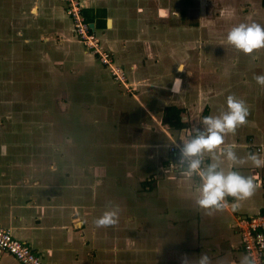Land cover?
Masks as SVG:
<instances>
[{
  "label": "crops",
  "instance_id": "crops-1",
  "mask_svg": "<svg viewBox=\"0 0 264 264\" xmlns=\"http://www.w3.org/2000/svg\"><path fill=\"white\" fill-rule=\"evenodd\" d=\"M80 1L132 90L122 91L79 41L63 0H0V41L12 37L7 51L34 63L56 101L43 121L0 119L3 130L14 127L0 133V226L45 264H180L181 256L194 264L202 253L212 264H240L246 253L237 222L264 213V167L234 169L254 178L253 196L228 197L223 211L209 215L195 203L199 177L177 169L168 147L186 143L202 130V117L226 111L234 95L249 116L225 145L264 159V87L254 80L264 74V48L242 53V65L231 56L200 59L190 54L191 41L176 38V17L166 22L164 0ZM199 65L210 71L198 76ZM177 77L180 95L170 91ZM110 206L119 222L97 228ZM0 264L21 263L0 251Z\"/></svg>",
  "mask_w": 264,
  "mask_h": 264
},
{
  "label": "clouds",
  "instance_id": "clouds-1",
  "mask_svg": "<svg viewBox=\"0 0 264 264\" xmlns=\"http://www.w3.org/2000/svg\"><path fill=\"white\" fill-rule=\"evenodd\" d=\"M226 41L237 51L251 56L264 48V26L258 23H240L228 31ZM176 71L184 72V65L177 64ZM254 80L257 85L264 87V74L255 75ZM182 85L183 81L177 77L172 80L170 91L180 95L183 92ZM226 108V111L217 116H203L200 121L202 130L197 129L195 135L179 149V162L186 166V174L198 176L200 180L196 206L209 215L223 211L228 197L234 201H244L253 196L256 190L254 178L234 169L248 162L256 168L264 167V159L256 153L239 157L232 144L225 145V136L234 135L238 127L247 123L249 116L246 103L234 95L227 96ZM184 131L189 132L188 129ZM205 154L209 162L202 167ZM225 161L230 165L227 171L222 167ZM118 222L117 206H110L94 220L97 228L113 227ZM180 264H193V258L181 256ZM194 264H212V260L207 253H202L195 258ZM240 264H256V261L245 254Z\"/></svg>",
  "mask_w": 264,
  "mask_h": 264
},
{
  "label": "rangeland",
  "instance_id": "rangeland-1",
  "mask_svg": "<svg viewBox=\"0 0 264 264\" xmlns=\"http://www.w3.org/2000/svg\"><path fill=\"white\" fill-rule=\"evenodd\" d=\"M161 3L169 10L170 16L166 18V22H170L173 16L176 17L172 19L174 25L181 27L176 30V38L191 41L193 49L190 54L192 56L197 54L200 59L206 53L214 54L215 60L231 56L239 59L242 65V52L227 44L228 31L240 23H258L264 26V0H164ZM173 12L178 15H174ZM174 36H167L165 31V38ZM5 39L0 41V119L4 121L8 119L7 122L12 123L11 119L18 120L20 116L25 118L24 114L26 119L34 117L42 120L47 116H53L52 107L56 101L54 103L52 101L55 94L46 93L49 88L43 82V79L47 82L46 76L39 77L34 63L23 60V57H16L13 52L9 53L7 51L9 45L5 47L4 42L8 43L10 40L12 42L13 39L10 35L7 41ZM197 68L198 76H204L210 71L208 67L205 69L200 65ZM119 86L122 91L130 92L125 90L124 86ZM50 89L52 88H49V91ZM47 97L52 100L48 102ZM55 112L59 116V112L62 113L63 110L58 109ZM6 125L5 130H14L13 126L7 123ZM5 130L0 128V133L6 132ZM24 131H27L26 127ZM18 137L23 138V142L29 141V136L25 134Z\"/></svg>",
  "mask_w": 264,
  "mask_h": 264
},
{
  "label": "built area",
  "instance_id": "built-area-1",
  "mask_svg": "<svg viewBox=\"0 0 264 264\" xmlns=\"http://www.w3.org/2000/svg\"><path fill=\"white\" fill-rule=\"evenodd\" d=\"M65 13L69 17L74 33L84 47L97 57L98 61L106 66L112 79L124 89L131 92L128 76L125 70L118 65L113 55L105 49L100 38L93 31L89 21L85 18L80 0H63ZM264 145V141H263ZM181 142H174L168 147L173 156L177 169L186 171V166L179 162V149ZM257 151L261 149L256 148ZM206 166L205 159L202 167ZM195 176V175H194ZM198 177V176H197ZM241 243L245 253L253 257L256 264H264V213L255 216L239 218ZM0 251H5L15 257L21 264H45L31 249L16 239L8 229L0 226Z\"/></svg>",
  "mask_w": 264,
  "mask_h": 264
},
{
  "label": "trees",
  "instance_id": "trees-1",
  "mask_svg": "<svg viewBox=\"0 0 264 264\" xmlns=\"http://www.w3.org/2000/svg\"><path fill=\"white\" fill-rule=\"evenodd\" d=\"M175 113H177V111H176ZM178 117H179V116L176 114V115H175V118H177V119H178Z\"/></svg>",
  "mask_w": 264,
  "mask_h": 264
}]
</instances>
